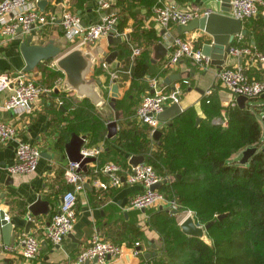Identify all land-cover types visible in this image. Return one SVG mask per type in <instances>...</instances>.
I'll return each mask as SVG.
<instances>
[{
	"label": "crops",
	"instance_id": "crops-1",
	"mask_svg": "<svg viewBox=\"0 0 264 264\" xmlns=\"http://www.w3.org/2000/svg\"><path fill=\"white\" fill-rule=\"evenodd\" d=\"M166 1L181 8H196L202 13L206 10L220 11L221 9V0ZM64 10L77 13L82 25L96 23L106 13L115 14L111 12L112 10L119 11L117 15L126 19V25L120 35L122 37L120 43L108 45L106 37H103L93 45L82 47H93L99 43L102 50L106 52L117 51L113 62L110 64L106 62V69L101 66V63L105 61L104 58L98 56L88 77L90 80L99 81L98 87L102 92L103 101L98 105L93 104V108L94 113L104 122V135L107 141H99L94 144L101 146L102 152L95 158L94 162L86 165L88 178L84 190L78 195L77 218L72 232L64 236L59 243L54 244L44 237L43 229L48 225L51 215L57 210L62 194L69 188L63 176L64 168L69 161L65 156L64 145L71 136V133L68 134L66 130L70 124L73 106L82 105L84 99L74 91L62 89L64 74L52 60L43 61L36 69L26 71L29 78L53 88L50 95H43L27 111L18 114L4 109L3 104L8 93L6 91L0 92V120L15 126L19 139L40 149V156L33 172L9 174L6 167L14 162L16 143L10 142L6 145L0 143V210L9 216L16 214L26 218L31 216L27 207L38 196L49 203L47 214L31 216L34 220V226L29 232H36L40 244L36 258L25 260L20 255L18 252L21 247L20 237L24 230L14 227L19 233V237L14 238L13 245L19 246L18 250L14 253L2 251L1 244L4 243V240L0 233V264L71 262L75 260L81 250L89 245V240L95 233H98L102 238L122 245V254L108 258L106 264H139L145 253L154 251L153 245L156 247V254L162 249L163 242L157 231L150 227L149 222L153 213L162 209L168 210V208L166 206L146 210L128 208L131 197L142 191L140 184H128L124 179L127 168L131 166L129 164L130 157L135 155L125 151L119 137V132L126 126L127 121L135 119L134 115L131 116L132 113L129 114V111H134L137 108L145 94L153 93L154 90L169 91L176 84L181 89L178 100L181 109L185 111L193 108L199 119L205 116L202 111V101L206 96L212 93L219 99L222 106H226L234 99V95L220 84L217 75L219 68L216 65L210 64L207 68H203L184 58L176 65L165 68L164 63L171 50L170 44L166 47L167 53L164 58L155 59L156 52L153 46L158 42H171L174 36L187 38L196 47L199 43V48L207 40L204 35H200L198 30L178 34L176 31L178 25L164 26L160 24L151 4L145 5L139 0H131L126 3L111 0L110 8L104 11L97 8L96 0H47L43 12L49 17H53L54 20L43 30L31 27L27 33L19 30L15 36L10 38L0 34V71L24 70L25 60L20 51V46L27 36H31V43L33 44H46L49 40H54L61 47L63 53L73 49L74 45L64 37L58 24L60 15ZM242 22L247 34L240 38L241 43H255L256 32L261 31L264 35V5L259 7L257 16ZM238 37L236 36L234 40H238ZM132 46L142 47L141 54L137 58H145L148 62V72L142 77L132 78L131 71L130 73L126 72L130 67ZM260 46L264 50V40L260 41ZM248 64L249 62L245 58L230 55L223 68L244 65L247 66L245 70L249 77L264 79V69L255 64ZM116 69L122 71L117 81L120 94L118 98L126 97V103H128L123 104L119 109L110 105V87L113 84L110 73ZM174 74H179L180 78L170 80L169 83L164 81L165 78ZM152 80H156L155 88L151 86ZM131 85L132 89H130ZM89 102L91 101L89 100ZM169 105L171 104L167 106ZM109 120H116L117 122L115 140L107 137L106 123ZM137 123L140 125L138 120ZM164 123L166 124V122ZM76 133L85 135L84 144H90V133L87 130ZM150 139L149 148L152 150L156 145V141L152 138V131ZM107 162H119L121 164L122 183L117 187L103 190L98 187V181H104L107 177L101 172L97 174L94 172ZM137 241L141 246L140 257L133 255V246ZM152 258L154 256L150 259Z\"/></svg>",
	"mask_w": 264,
	"mask_h": 264
},
{
	"label": "trees",
	"instance_id": "trees-1",
	"mask_svg": "<svg viewBox=\"0 0 264 264\" xmlns=\"http://www.w3.org/2000/svg\"><path fill=\"white\" fill-rule=\"evenodd\" d=\"M139 1L150 3L151 7L156 4V0ZM125 25L126 19L120 17L117 31L122 33ZM255 40L250 45L264 53L260 46L264 40L261 31L256 32ZM233 43L237 44L236 40ZM197 45L199 48L200 44ZM147 68L145 58H136L131 77H142ZM255 100L264 102L255 97L248 98L244 108L236 99L222 106L211 93L202 101L203 118L197 122L198 116L190 108L167 121L160 129L159 143L152 150L149 148L151 128L147 124L129 120L120 130L126 152L143 155L159 175L169 177L159 189L177 202V211L194 212L198 223L214 221L207 231L212 241L208 245L183 234L176 215L169 210L156 211L149 225L159 234L163 247L154 258H142L139 264H264V153L258 150L261 136L258 118L264 105L252 104ZM126 102V97L117 98L114 106L119 109ZM135 110L129 114L133 116ZM70 117L68 134L87 130L89 145L107 141L104 122L94 113L88 99L73 106ZM215 117L223 122H212ZM251 146H256L258 151L246 164L232 160ZM225 212L227 216L216 218Z\"/></svg>",
	"mask_w": 264,
	"mask_h": 264
},
{
	"label": "built area",
	"instance_id": "built-area-1",
	"mask_svg": "<svg viewBox=\"0 0 264 264\" xmlns=\"http://www.w3.org/2000/svg\"><path fill=\"white\" fill-rule=\"evenodd\" d=\"M37 2L38 0H0V34L3 37L10 38L15 36L19 30L27 33L31 27L43 30L54 19L39 10ZM96 3L97 8L104 11L110 8L111 0H96ZM229 4L230 11L228 14L244 21L257 16L259 7L264 5V0H229ZM208 11L206 10L202 13L196 8H181L166 0H156V4L153 7L156 18L164 26L170 24L186 25L192 19L198 18L208 13ZM118 22L119 15L106 13L100 21L82 25L80 16L77 13L64 10L60 15L58 24L64 37L75 48L93 45L101 38H105L110 30L117 26ZM115 35L120 36L121 33L116 29ZM238 36L237 44L233 43L231 45L229 54L245 58L249 62L248 65L255 64L259 68L264 69V53L250 44H242L240 39L242 36ZM170 47L171 50L164 63L165 68L176 65L184 58L203 68H207L211 64L210 58L202 53L201 48L195 47L191 40L187 38L174 36L170 42ZM141 51L142 47L132 46L130 67L141 54ZM101 66L106 69L107 63L103 61ZM130 67L126 70L127 73H130ZM246 68L247 66L244 65H236L224 67L218 71L217 75L220 84L234 95L233 100L240 95L248 99L260 97L264 93V79L249 77L246 74ZM121 72L120 69L112 71L110 73L111 81L117 82ZM155 85L156 80H152L151 86L155 88ZM52 90L51 86L29 78L23 69L0 71V92L6 91L8 93V97L3 104L4 109L20 114L27 111L43 95H50L53 92ZM180 92V86L176 84L169 91L154 90L153 93L145 94L135 110V119L147 124L152 132L160 130L165 123L158 120V115L168 104L178 103ZM233 100L229 103H233ZM263 112L264 107L261 109L258 118L261 127L258 150H260L262 145L264 146L262 135ZM10 142H15L16 146L14 162L6 167L9 174L33 172L40 156V149L19 139L15 126L0 120V143L6 145ZM101 152L102 147L98 145L83 144L80 149V153L84 158H97ZM121 170V164L116 162H107L97 168L94 172L95 174L101 172L107 177L104 181H98V187L106 190L121 185ZM63 176L69 185V189L62 194L57 210L51 215L48 225L43 229L44 237L54 244L59 243L64 236L72 232L77 218L78 195L84 190L88 178L87 173L80 169L79 164L71 161L66 164ZM124 179L128 184H140L142 186V191L133 195L129 200L128 208L146 210L158 206H166L169 211L177 210L178 204L174 199H168L159 188L150 189L152 185L157 183L162 185L169 179V177L159 175L151 164L142 162L134 167L130 166L127 168ZM9 218L10 216L5 214V219L9 220ZM27 218L33 220L31 216H27ZM20 239L21 247L19 250L17 245H6L4 243L1 244V250L8 253H14L18 250L25 260L35 259L40 247L36 232L23 233ZM140 247L138 241L134 243L133 255L135 257L141 256ZM121 254V244L102 238L98 233H95L91 236L89 245L77 254L74 261H61L54 264H84L85 260L93 258L97 259V264H106L108 258L120 256Z\"/></svg>",
	"mask_w": 264,
	"mask_h": 264
},
{
	"label": "water",
	"instance_id": "water-1",
	"mask_svg": "<svg viewBox=\"0 0 264 264\" xmlns=\"http://www.w3.org/2000/svg\"><path fill=\"white\" fill-rule=\"evenodd\" d=\"M47 0H39L37 2L38 8L44 11ZM220 11H208L198 18L192 19L186 25H178L177 33L183 34L185 32H193L198 30L200 35H204L206 40L202 46V53L210 58V62L216 65L219 70L225 65V61L229 60V52L231 45L234 42L236 36H245L247 30L243 28L242 20L234 18L229 15L230 4L229 0H221ZM117 26L112 28L109 34L106 36V42L108 45L120 43L122 41L121 36H116L115 31ZM31 36H27L20 46V51L25 60V71H32L38 67L43 61H54L57 68L64 74L62 89L65 91H74L82 99H89L92 104L98 105L103 101L102 92L99 90V81L90 80L88 77L95 65V60L98 56H102L107 63H112L117 55V51L106 52L102 50V47L98 43L93 47H75L70 51L63 53L61 47L55 43L54 40H49L46 44H33L31 43ZM170 44V41L158 42L153 48L156 52L155 59H162L167 53L166 47ZM179 74L170 75L165 78V82L169 83L170 80L179 79ZM111 99L110 105L114 106L115 100L119 97V89L117 82L114 81L110 87ZM260 98L264 100V93L260 95ZM247 98L245 96H237L236 102L244 108ZM183 110L178 103H172L166 106L163 111L158 115V120L161 122H167L181 114ZM264 122V112L263 118ZM199 118H197V122ZM107 137L111 140H115L117 137V122L116 120H109L106 123ZM162 134L161 130H154L152 132V138L159 143V138ZM86 139L85 135H79L76 132H72L70 139L64 145L65 156L71 162H76L82 171L87 172L86 165L90 162H94L95 157H83L80 153V149ZM256 146L247 147L241 153L239 160L240 164H246L250 157L257 152ZM264 153V147L261 148ZM145 157L143 155H132L129 160V164L134 167L139 163L144 162ZM161 186V183L154 184L150 187L151 190L157 189ZM49 203L43 200L41 196H38L28 207L29 215L38 216L48 213ZM172 214H177V210L169 211ZM227 216V213H221L216 216L218 220ZM214 224V221H209L205 224H199L194 214L188 213L179 223V228L183 234L191 238H197L208 245L209 240L207 231ZM34 226V221L27 217H20V215L12 214L9 220L5 219L4 211L0 210V233L3 235L4 244L13 245L14 238L19 237V233L15 228H23L24 233L28 234L30 229ZM9 235V236H8ZM210 241V240H209ZM154 251L144 254V258L150 259L156 255L155 245L152 246ZM123 252V248H122ZM97 264V259L85 260L84 264Z\"/></svg>",
	"mask_w": 264,
	"mask_h": 264
},
{
	"label": "rangeland",
	"instance_id": "rangeland-1",
	"mask_svg": "<svg viewBox=\"0 0 264 264\" xmlns=\"http://www.w3.org/2000/svg\"><path fill=\"white\" fill-rule=\"evenodd\" d=\"M111 12H113V13H115V14H119V11L117 12V10H112ZM251 103H252V104H255V105H260V106H262V105L264 104V102H263L262 100H255V101H252ZM212 122H214V123H222L223 121H222L221 118H219V117H215V118L212 119ZM262 135H263V138H264V124H263V127H262ZM263 147H264V146L262 145L261 148H263ZM261 148H260V150H261ZM241 153H242V152H239L238 154H236L235 156H233V157H232V160H235V161H238V162H239V159L241 158ZM171 178H172V177H171ZM187 213H192V214H194V217H195V213L192 212V211H190V210L178 211V213H177V215H176V220L178 221V225H179L181 219H183ZM195 219H196V218H195ZM200 224H204V223H200ZM208 238H209V237H208ZM209 240H210V241H209ZM209 240H207L208 243H209L210 245H212V241H211L210 238H209Z\"/></svg>",
	"mask_w": 264,
	"mask_h": 264
}]
</instances>
